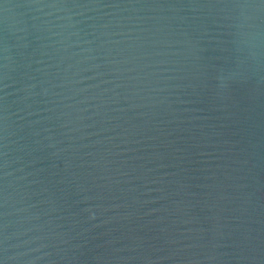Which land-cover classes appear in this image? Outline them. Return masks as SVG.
Masks as SVG:
<instances>
[{
	"label": "water",
	"instance_id": "1",
	"mask_svg": "<svg viewBox=\"0 0 264 264\" xmlns=\"http://www.w3.org/2000/svg\"><path fill=\"white\" fill-rule=\"evenodd\" d=\"M0 264H264V0H0Z\"/></svg>",
	"mask_w": 264,
	"mask_h": 264
}]
</instances>
